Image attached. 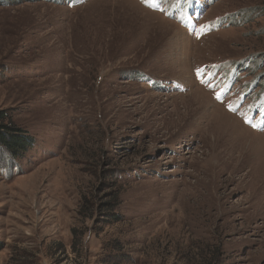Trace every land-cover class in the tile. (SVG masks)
I'll use <instances>...</instances> for the list:
<instances>
[{
	"label": "rangeland",
	"instance_id": "1",
	"mask_svg": "<svg viewBox=\"0 0 264 264\" xmlns=\"http://www.w3.org/2000/svg\"><path fill=\"white\" fill-rule=\"evenodd\" d=\"M189 1L0 0V264H264V0Z\"/></svg>",
	"mask_w": 264,
	"mask_h": 264
},
{
	"label": "trees",
	"instance_id": "2",
	"mask_svg": "<svg viewBox=\"0 0 264 264\" xmlns=\"http://www.w3.org/2000/svg\"><path fill=\"white\" fill-rule=\"evenodd\" d=\"M8 121L7 113L0 111V151L15 161L32 149L35 141L25 130ZM220 260L221 256L217 251L197 264H219Z\"/></svg>",
	"mask_w": 264,
	"mask_h": 264
},
{
	"label": "snow or ice",
	"instance_id": "3",
	"mask_svg": "<svg viewBox=\"0 0 264 264\" xmlns=\"http://www.w3.org/2000/svg\"><path fill=\"white\" fill-rule=\"evenodd\" d=\"M153 7H155V4H153ZM197 72H198V74H200L201 76H203V75L206 74V73H205L203 70H201V69H198ZM217 98L219 99V97H217Z\"/></svg>",
	"mask_w": 264,
	"mask_h": 264
}]
</instances>
